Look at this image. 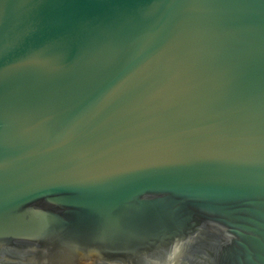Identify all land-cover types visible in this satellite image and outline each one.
Wrapping results in <instances>:
<instances>
[{
  "label": "water",
  "instance_id": "1",
  "mask_svg": "<svg viewBox=\"0 0 264 264\" xmlns=\"http://www.w3.org/2000/svg\"><path fill=\"white\" fill-rule=\"evenodd\" d=\"M0 264H264V0H0Z\"/></svg>",
  "mask_w": 264,
  "mask_h": 264
}]
</instances>
